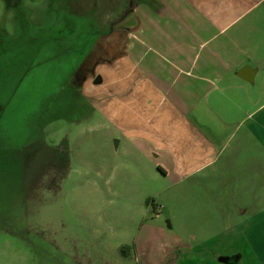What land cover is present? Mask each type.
I'll return each instance as SVG.
<instances>
[{
	"label": "rangeland",
	"instance_id": "obj_1",
	"mask_svg": "<svg viewBox=\"0 0 264 264\" xmlns=\"http://www.w3.org/2000/svg\"><path fill=\"white\" fill-rule=\"evenodd\" d=\"M126 1L0 0V264H264V144L181 179L79 89Z\"/></svg>",
	"mask_w": 264,
	"mask_h": 264
},
{
	"label": "crops",
	"instance_id": "obj_2",
	"mask_svg": "<svg viewBox=\"0 0 264 264\" xmlns=\"http://www.w3.org/2000/svg\"><path fill=\"white\" fill-rule=\"evenodd\" d=\"M108 22L77 85L109 119L117 154L129 141L164 172L200 180L225 146L226 167L262 147L264 0H127Z\"/></svg>",
	"mask_w": 264,
	"mask_h": 264
},
{
	"label": "water",
	"instance_id": "obj_3",
	"mask_svg": "<svg viewBox=\"0 0 264 264\" xmlns=\"http://www.w3.org/2000/svg\"><path fill=\"white\" fill-rule=\"evenodd\" d=\"M98 78L95 80L97 82Z\"/></svg>",
	"mask_w": 264,
	"mask_h": 264
}]
</instances>
